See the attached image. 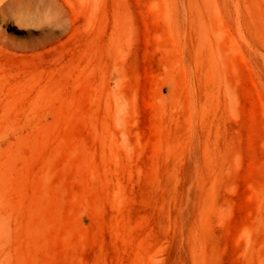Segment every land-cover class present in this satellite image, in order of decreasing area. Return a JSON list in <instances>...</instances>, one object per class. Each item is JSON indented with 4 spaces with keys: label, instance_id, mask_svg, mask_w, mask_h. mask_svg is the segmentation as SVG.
I'll list each match as a JSON object with an SVG mask.
<instances>
[{
    "label": "rangeland",
    "instance_id": "374dc122",
    "mask_svg": "<svg viewBox=\"0 0 264 264\" xmlns=\"http://www.w3.org/2000/svg\"><path fill=\"white\" fill-rule=\"evenodd\" d=\"M0 264H264V0H0Z\"/></svg>",
    "mask_w": 264,
    "mask_h": 264
}]
</instances>
